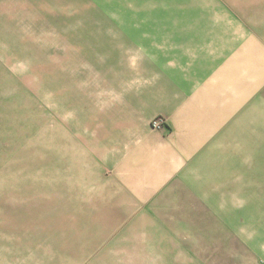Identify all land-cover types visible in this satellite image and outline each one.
I'll list each match as a JSON object with an SVG mask.
<instances>
[{
    "label": "rangeland",
    "instance_id": "1",
    "mask_svg": "<svg viewBox=\"0 0 264 264\" xmlns=\"http://www.w3.org/2000/svg\"><path fill=\"white\" fill-rule=\"evenodd\" d=\"M217 3L60 0L14 3V9L0 11V264H250L246 238L264 227L259 138L252 153L239 147L248 152L238 155L237 184L234 171H227L222 185L208 186L205 195L158 202L157 217L120 219L114 227L111 219L62 217L56 201L70 158L58 154L56 124L67 122L63 103L69 101L70 82L75 98L76 88H94L102 80L108 56L98 42L102 35L182 29L155 24L225 16V6ZM103 19L119 25H84ZM61 48L68 56L60 58ZM70 51L79 58H71ZM60 63L63 73H57ZM202 197L205 201L193 200Z\"/></svg>",
    "mask_w": 264,
    "mask_h": 264
},
{
    "label": "crops",
    "instance_id": "2",
    "mask_svg": "<svg viewBox=\"0 0 264 264\" xmlns=\"http://www.w3.org/2000/svg\"><path fill=\"white\" fill-rule=\"evenodd\" d=\"M51 1L60 0H0V11ZM220 2L225 16L168 20L155 25L183 28L98 40L108 55L102 80L76 88L75 98L70 82L67 122L56 124L58 154L70 157L56 200L62 217L111 219L114 227L120 219L157 217L158 202L205 195L208 186L222 185L227 171L237 184L238 155L248 152L239 147L252 153L254 138L262 139L264 153V0ZM96 22L84 25H119ZM63 72L60 63L57 73ZM62 108L60 101V116ZM158 115L167 118V129L151 126ZM257 234L246 238L250 264H264V227Z\"/></svg>",
    "mask_w": 264,
    "mask_h": 264
},
{
    "label": "built area",
    "instance_id": "3",
    "mask_svg": "<svg viewBox=\"0 0 264 264\" xmlns=\"http://www.w3.org/2000/svg\"><path fill=\"white\" fill-rule=\"evenodd\" d=\"M151 125L154 129L157 130H164L169 127L168 120L165 116L163 115H158L151 121Z\"/></svg>",
    "mask_w": 264,
    "mask_h": 264
}]
</instances>
